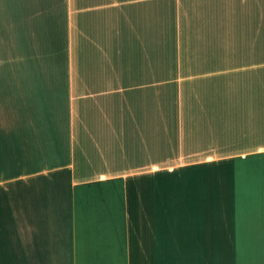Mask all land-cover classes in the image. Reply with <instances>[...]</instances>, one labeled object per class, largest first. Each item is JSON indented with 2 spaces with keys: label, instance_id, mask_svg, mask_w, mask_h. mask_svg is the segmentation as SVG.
Returning <instances> with one entry per match:
<instances>
[{
  "label": "crops",
  "instance_id": "obj_1",
  "mask_svg": "<svg viewBox=\"0 0 264 264\" xmlns=\"http://www.w3.org/2000/svg\"><path fill=\"white\" fill-rule=\"evenodd\" d=\"M3 103L0 153L48 123L72 181L111 187L123 264H264V0H0Z\"/></svg>",
  "mask_w": 264,
  "mask_h": 264
},
{
  "label": "rangeland",
  "instance_id": "obj_2",
  "mask_svg": "<svg viewBox=\"0 0 264 264\" xmlns=\"http://www.w3.org/2000/svg\"><path fill=\"white\" fill-rule=\"evenodd\" d=\"M30 96L29 105L23 109L37 120L38 103L32 85ZM55 108L50 105L46 110L52 113ZM17 111L21 112V106L10 105L8 110L5 103L0 105L1 133L6 129L5 115L12 117ZM38 124L31 120L30 146L24 154L12 160L0 153V164L7 167L0 169V193H6L3 186L8 179V193L14 200V228L8 234L14 264H123L122 253L118 259L110 239L112 230L119 229L117 218L109 215L116 202L110 200L111 187L85 182V178L79 183L75 178L72 181L65 168H69V153L55 151V137L48 123H44L47 129L40 148ZM4 236L0 234V243Z\"/></svg>",
  "mask_w": 264,
  "mask_h": 264
}]
</instances>
